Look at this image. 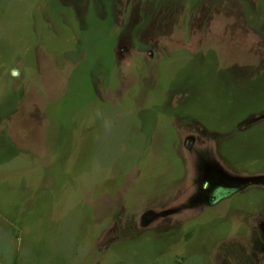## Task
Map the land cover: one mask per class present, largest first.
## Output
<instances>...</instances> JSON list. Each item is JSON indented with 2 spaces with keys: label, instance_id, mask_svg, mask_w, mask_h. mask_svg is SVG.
Returning a JSON list of instances; mask_svg holds the SVG:
<instances>
[{
  "label": "rangeland",
  "instance_id": "rangeland-1",
  "mask_svg": "<svg viewBox=\"0 0 264 264\" xmlns=\"http://www.w3.org/2000/svg\"><path fill=\"white\" fill-rule=\"evenodd\" d=\"M0 264H264V0H0Z\"/></svg>",
  "mask_w": 264,
  "mask_h": 264
}]
</instances>
